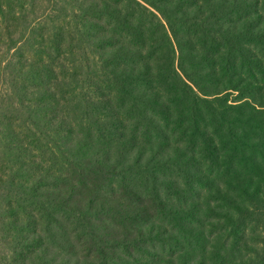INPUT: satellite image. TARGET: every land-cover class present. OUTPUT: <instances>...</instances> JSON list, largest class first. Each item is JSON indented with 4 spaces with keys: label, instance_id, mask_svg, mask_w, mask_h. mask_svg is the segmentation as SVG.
I'll return each mask as SVG.
<instances>
[{
    "label": "trees",
    "instance_id": "16d2710c",
    "mask_svg": "<svg viewBox=\"0 0 264 264\" xmlns=\"http://www.w3.org/2000/svg\"><path fill=\"white\" fill-rule=\"evenodd\" d=\"M263 220L264 0H0V264H264Z\"/></svg>",
    "mask_w": 264,
    "mask_h": 264
},
{
    "label": "rangeland",
    "instance_id": "374dc122",
    "mask_svg": "<svg viewBox=\"0 0 264 264\" xmlns=\"http://www.w3.org/2000/svg\"><path fill=\"white\" fill-rule=\"evenodd\" d=\"M255 224V221L254 222H252V223H250L249 225H248V228H247V230H246V234H247V236H249V237H255L256 236V234H258L259 232H262L263 231V229H264V220L262 221V224H260V223H258V227L259 228H255L256 226L254 225ZM263 225V226H262ZM256 229V230H255ZM264 237V234L263 233H261V238H263ZM261 240V239H260ZM259 248H264V245H259Z\"/></svg>",
    "mask_w": 264,
    "mask_h": 264
}]
</instances>
